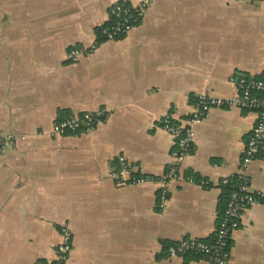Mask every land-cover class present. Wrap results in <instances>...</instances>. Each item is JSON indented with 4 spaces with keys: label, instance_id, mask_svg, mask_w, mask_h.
Listing matches in <instances>:
<instances>
[{
    "label": "crops",
    "instance_id": "1",
    "mask_svg": "<svg viewBox=\"0 0 264 264\" xmlns=\"http://www.w3.org/2000/svg\"><path fill=\"white\" fill-rule=\"evenodd\" d=\"M142 0H0V264H55L61 229L67 264H210L168 247L211 242L225 208L222 181L240 173L255 113L215 109L197 129L184 177L160 207L161 185L114 177L125 157L139 175L161 177L176 140L163 129L175 111L190 119L196 97L230 99L233 76L264 79V1L152 0L126 37L91 48L111 8ZM105 112L95 132L52 136L54 125ZM264 194V163L247 170ZM227 264H264V200L247 211Z\"/></svg>",
    "mask_w": 264,
    "mask_h": 264
},
{
    "label": "built area",
    "instance_id": "2",
    "mask_svg": "<svg viewBox=\"0 0 264 264\" xmlns=\"http://www.w3.org/2000/svg\"><path fill=\"white\" fill-rule=\"evenodd\" d=\"M252 1V0H244ZM264 1V0H262ZM152 0H142L138 4L127 2L116 3L110 11L111 25L102 30L104 41H117L135 30L145 19ZM100 42L95 41L91 48L76 46L70 49L67 58L72 64L79 63L83 57L92 54ZM231 82L237 87L238 94L230 99H222L202 94L196 97L193 113L188 122L179 120L175 111H171L163 120V129L177 143V151L168 171L161 177L141 176L136 167L125 157L118 159V168L114 177L127 185H161L160 207L165 209L169 202L170 187L173 183H196L192 177H184L181 166L197 149V129L215 109H239L255 113L257 122L245 149L240 173L224 179L222 186H234L229 194L226 209L220 219L214 241L206 242L198 239H183L168 247L171 258H182L196 255L206 258L210 264H227L231 258V239L240 228L245 213L252 209L264 194L253 191L247 176V170L255 162L264 163V79L233 76ZM105 112L86 113L80 117L63 119L54 125L52 136L91 134L96 131L105 118ZM198 183V182H197ZM199 185L206 187L209 183L200 181ZM73 235L68 226L61 229V243L57 247V257L60 263L67 264L72 252Z\"/></svg>",
    "mask_w": 264,
    "mask_h": 264
},
{
    "label": "trees",
    "instance_id": "3",
    "mask_svg": "<svg viewBox=\"0 0 264 264\" xmlns=\"http://www.w3.org/2000/svg\"><path fill=\"white\" fill-rule=\"evenodd\" d=\"M110 25H111V22H110L109 26H110ZM103 28H104V27H102V28H100V29L98 30V35H99L98 42H100V43L104 41V38L102 37V30H103ZM104 119H105V118H104ZM198 182H200V181H198ZM206 187H207V186H206ZM233 187H234V186H232V185L222 186V189H223V195H224V197H225L224 202L221 203V210H222V211H223L224 208L226 209L227 202H228V197H229V194H230V192L232 191ZM213 241H214V240H213ZM211 242H212V241H211ZM211 242H210V243H211ZM55 264H62V263L58 262V263H55Z\"/></svg>",
    "mask_w": 264,
    "mask_h": 264
}]
</instances>
